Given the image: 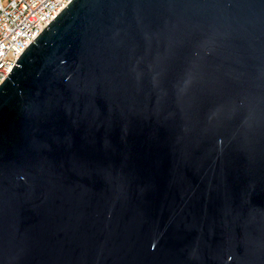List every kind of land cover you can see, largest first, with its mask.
Returning <instances> with one entry per match:
<instances>
[{"label":"water","instance_id":"water-1","mask_svg":"<svg viewBox=\"0 0 264 264\" xmlns=\"http://www.w3.org/2000/svg\"><path fill=\"white\" fill-rule=\"evenodd\" d=\"M0 264H264V0H71L0 84Z\"/></svg>","mask_w":264,"mask_h":264},{"label":"built area","instance_id":"built-area-1","mask_svg":"<svg viewBox=\"0 0 264 264\" xmlns=\"http://www.w3.org/2000/svg\"><path fill=\"white\" fill-rule=\"evenodd\" d=\"M71 0H0V84L23 51Z\"/></svg>","mask_w":264,"mask_h":264}]
</instances>
